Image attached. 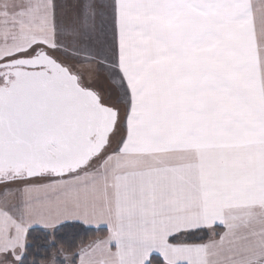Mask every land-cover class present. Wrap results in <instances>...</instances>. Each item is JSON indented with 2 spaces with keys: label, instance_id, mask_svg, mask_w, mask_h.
Listing matches in <instances>:
<instances>
[{
  "label": "snow or ice",
  "instance_id": "snow-or-ice-1",
  "mask_svg": "<svg viewBox=\"0 0 264 264\" xmlns=\"http://www.w3.org/2000/svg\"><path fill=\"white\" fill-rule=\"evenodd\" d=\"M0 264H264V0H0Z\"/></svg>",
  "mask_w": 264,
  "mask_h": 264
}]
</instances>
